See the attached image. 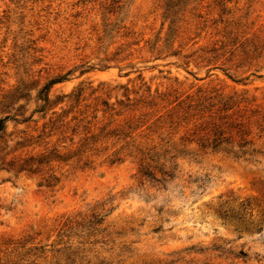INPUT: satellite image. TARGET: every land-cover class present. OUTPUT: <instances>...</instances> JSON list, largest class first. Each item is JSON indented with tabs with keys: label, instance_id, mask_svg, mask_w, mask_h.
I'll return each instance as SVG.
<instances>
[{
	"label": "rangeland",
	"instance_id": "obj_1",
	"mask_svg": "<svg viewBox=\"0 0 264 264\" xmlns=\"http://www.w3.org/2000/svg\"><path fill=\"white\" fill-rule=\"evenodd\" d=\"M0 119V264H264V0H0Z\"/></svg>",
	"mask_w": 264,
	"mask_h": 264
},
{
	"label": "trees",
	"instance_id": "obj_2",
	"mask_svg": "<svg viewBox=\"0 0 264 264\" xmlns=\"http://www.w3.org/2000/svg\"><path fill=\"white\" fill-rule=\"evenodd\" d=\"M60 80L62 79H55V80H52L50 81L46 86H44V88L42 89L41 91V100L44 104H48V99H47V94L46 92H48V90L50 89V87L56 83H59ZM45 93V94H44ZM4 121L5 119H0V134L4 131ZM148 170H146V168H142V171H140V174L142 177H148L150 178L151 180H154L151 175L147 172ZM162 175H166V174H162Z\"/></svg>",
	"mask_w": 264,
	"mask_h": 264
}]
</instances>
